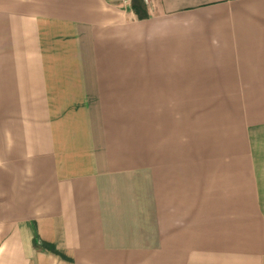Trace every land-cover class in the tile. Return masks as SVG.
<instances>
[{"label":"crops","instance_id":"crops-1","mask_svg":"<svg viewBox=\"0 0 264 264\" xmlns=\"http://www.w3.org/2000/svg\"><path fill=\"white\" fill-rule=\"evenodd\" d=\"M0 0V264H264V0Z\"/></svg>","mask_w":264,"mask_h":264},{"label":"trees","instance_id":"trees-1","mask_svg":"<svg viewBox=\"0 0 264 264\" xmlns=\"http://www.w3.org/2000/svg\"><path fill=\"white\" fill-rule=\"evenodd\" d=\"M146 2L144 0H134L133 1V8L138 14L139 18H146L148 17V11L146 7Z\"/></svg>","mask_w":264,"mask_h":264}]
</instances>
